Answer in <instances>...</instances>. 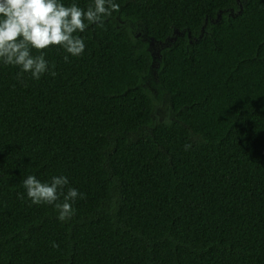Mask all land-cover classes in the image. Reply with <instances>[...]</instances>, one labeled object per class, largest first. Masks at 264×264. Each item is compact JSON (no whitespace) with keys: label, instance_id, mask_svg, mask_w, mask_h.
Wrapping results in <instances>:
<instances>
[{"label":"trees","instance_id":"obj_1","mask_svg":"<svg viewBox=\"0 0 264 264\" xmlns=\"http://www.w3.org/2000/svg\"><path fill=\"white\" fill-rule=\"evenodd\" d=\"M116 2L55 76L0 63V264H264V0Z\"/></svg>","mask_w":264,"mask_h":264},{"label":"clouds","instance_id":"obj_2","mask_svg":"<svg viewBox=\"0 0 264 264\" xmlns=\"http://www.w3.org/2000/svg\"><path fill=\"white\" fill-rule=\"evenodd\" d=\"M119 9L116 0H92L87 9L76 3L65 5L61 0H0V63L19 67L18 79L24 73L35 80L48 72L55 76V71L49 69L45 50L62 48L68 54L64 56L65 62H69V55L81 56L86 45L76 33L85 32L90 25L103 26ZM33 50L40 54L33 55ZM190 147L185 145V150ZM22 183L31 203L53 205L61 222L72 218L73 204L83 198L76 188L65 191L69 184L66 176L41 182L29 175ZM58 246L53 243V247Z\"/></svg>","mask_w":264,"mask_h":264},{"label":"water","instance_id":"obj_3","mask_svg":"<svg viewBox=\"0 0 264 264\" xmlns=\"http://www.w3.org/2000/svg\"><path fill=\"white\" fill-rule=\"evenodd\" d=\"M222 17V14L220 13L219 15H218V17H217V19L216 20H218L219 18H221ZM176 32L177 33H179L177 30H176ZM176 37H174V38H170V39H168L167 41H165V42H163V44H165V45H168L169 43H168V41H173L174 39H175ZM149 43H150V49L152 48V45H154V43H155V41L153 40V39H150L149 40ZM152 53H153V56H154V62H153V66H155L156 65V59L159 57H161V52H160V50L158 51V55H155V53L152 51Z\"/></svg>","mask_w":264,"mask_h":264},{"label":"rangeland","instance_id":"obj_4","mask_svg":"<svg viewBox=\"0 0 264 264\" xmlns=\"http://www.w3.org/2000/svg\"><path fill=\"white\" fill-rule=\"evenodd\" d=\"M165 45L163 43H154V45H152V49H153V52L155 53V55H158V51L161 49V47Z\"/></svg>","mask_w":264,"mask_h":264}]
</instances>
